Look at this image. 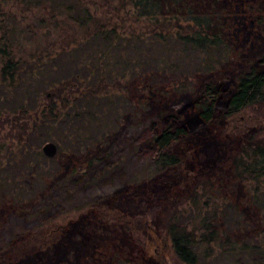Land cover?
<instances>
[{
	"label": "trees",
	"instance_id": "trees-1",
	"mask_svg": "<svg viewBox=\"0 0 264 264\" xmlns=\"http://www.w3.org/2000/svg\"><path fill=\"white\" fill-rule=\"evenodd\" d=\"M9 1L0 0V130L9 125L11 138L0 137V229L8 211L31 222L39 207L67 201L69 191L58 198L51 192L73 177L75 187L82 185L96 159L104 173L115 161L109 136L121 127L138 128L127 141L162 171L183 165L178 148L218 120L264 106V0H92L105 6L100 15L82 0H19L21 11L49 14H33L26 25ZM49 24L54 31L39 32ZM259 134L261 129L248 134L229 172L252 191L251 204L264 216ZM46 141L58 145L53 158L41 151ZM93 150L84 171L70 167L68 159ZM64 161L70 168L62 172ZM207 188L186 196L198 219L191 228L175 207L166 214L164 235L150 232L143 219L135 230L154 248L169 239L187 264L210 257L213 245L256 254L257 244L242 240L248 236L230 217L229 205L205 209ZM28 190L34 195L25 202ZM50 220L29 223L0 246V264H41L38 255L63 228ZM256 232L264 237V227Z\"/></svg>",
	"mask_w": 264,
	"mask_h": 264
},
{
	"label": "rangeland",
	"instance_id": "rangeland-1",
	"mask_svg": "<svg viewBox=\"0 0 264 264\" xmlns=\"http://www.w3.org/2000/svg\"><path fill=\"white\" fill-rule=\"evenodd\" d=\"M82 1L98 15L105 11V6L97 8L92 0ZM9 5L18 17L24 18L23 25L34 20L33 14L49 15L41 9L21 11L19 0H10ZM107 15L110 17L111 14ZM120 15L126 16L124 11ZM112 20L122 25L116 15H112ZM130 21L126 19L124 24L128 25ZM51 24L39 32L54 31ZM9 128L6 125L0 130L2 140L5 136L11 140L7 134ZM260 129L259 136L264 140V106L248 107L218 120L179 147L178 151L185 155L183 165L156 171L142 155L140 147L127 141L138 128L124 132L121 127L109 136L110 149L107 150H112L115 155L112 166L102 173L104 164L96 159L92 169L85 170L86 176L80 180L82 185L75 187L78 185L75 177L68 179L66 188L62 182L59 183L60 186L55 187L51 194L58 198L62 192L68 196L69 191L68 200L54 207H49L48 203L43 208L39 207L42 211L31 222L22 219L18 213H4L1 217L0 246L16 232L28 227L29 223L42 224L52 219L50 221L62 224L63 228L60 236L38 255L41 264H187L179 260L169 239L164 248L160 242L155 248L151 247L148 236L135 230L136 222L143 219L148 223L150 232L164 235L166 214L177 207L181 216L186 218L184 223L191 228L198 219L191 200L186 196L196 187L201 193L202 186L206 184L209 194L201 199L205 209L229 205L230 217L243 223L242 231L248 236L242 240L246 239L252 245L256 243L257 252L240 256L213 245L211 256H202L199 264H264V237L261 232H256L264 227V216L259 215L251 204L252 191L242 189L237 178L229 172L232 158L246 142L248 134ZM94 154L93 150L77 160L68 159L70 167L77 165L79 170L84 171L86 158ZM70 167L64 161L62 172ZM28 187L32 190L33 184ZM32 192L28 190L25 194V202L33 197ZM9 199L4 198L6 202ZM75 203L81 207L79 210L71 208Z\"/></svg>",
	"mask_w": 264,
	"mask_h": 264
},
{
	"label": "water",
	"instance_id": "water-1",
	"mask_svg": "<svg viewBox=\"0 0 264 264\" xmlns=\"http://www.w3.org/2000/svg\"><path fill=\"white\" fill-rule=\"evenodd\" d=\"M42 151L47 157L53 158L58 153V145L53 141H47L42 145Z\"/></svg>",
	"mask_w": 264,
	"mask_h": 264
}]
</instances>
